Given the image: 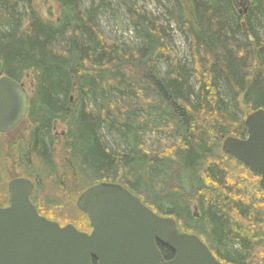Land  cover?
<instances>
[{
  "label": "trees",
  "instance_id": "obj_1",
  "mask_svg": "<svg viewBox=\"0 0 264 264\" xmlns=\"http://www.w3.org/2000/svg\"><path fill=\"white\" fill-rule=\"evenodd\" d=\"M55 1L59 14L46 19L33 0H0L3 74L19 83L28 74L34 83L29 137L15 161L19 176L34 180L41 205L61 210L69 203L55 182L51 126L59 119L80 189L120 184L173 217L180 232L197 234L219 261L264 264V204L230 177L247 168L220 149L227 136L244 137L247 113L264 109V0H248L240 13L233 0H155L169 7L185 35L188 63L134 0H114L125 9L133 46L117 45L100 30V13H116L109 0ZM112 134L119 149L108 146ZM152 137L170 144L148 151ZM4 178L0 164V198L7 201ZM66 214L67 223L89 229L76 206ZM159 249L165 259L173 255Z\"/></svg>",
  "mask_w": 264,
  "mask_h": 264
},
{
  "label": "water",
  "instance_id": "obj_2",
  "mask_svg": "<svg viewBox=\"0 0 264 264\" xmlns=\"http://www.w3.org/2000/svg\"><path fill=\"white\" fill-rule=\"evenodd\" d=\"M27 110L22 84L3 74L0 61V132L15 128ZM244 127L243 138L227 136L221 149L259 176L264 193V109L249 113ZM33 186L26 177L7 183L0 264H225L197 234L180 232L173 217L157 214L120 184L98 182L78 196L76 207L86 215L89 233L40 215L30 199ZM159 245L171 250V259Z\"/></svg>",
  "mask_w": 264,
  "mask_h": 264
},
{
  "label": "rangeland",
  "instance_id": "obj_3",
  "mask_svg": "<svg viewBox=\"0 0 264 264\" xmlns=\"http://www.w3.org/2000/svg\"><path fill=\"white\" fill-rule=\"evenodd\" d=\"M109 1L116 8V13L115 15L107 11H103L100 13L98 17V24L100 30L106 37H108L112 42L116 43L117 45L126 44L127 46H133V44H135V38L133 35L132 26L130 25L128 17L125 13V9L123 7H118L114 0ZM134 1L142 12L150 13L158 19L160 25L165 28L166 41L168 42V45L174 55L181 61L188 63L190 60L188 42L185 38V35L179 31L173 17L168 13L167 9L169 7L165 4L159 5L155 0ZM87 2V0H84L82 2V5L86 6L88 4ZM33 4L34 7L38 10V12L41 13L46 19H55L59 14V6L55 0H33ZM233 4L237 11L240 13V10L244 8L246 4L248 5L249 3L248 0H233ZM157 67L162 73L165 69V63L160 61L158 62ZM21 83L28 97H31L34 86L32 77L28 74L25 75ZM240 108L241 111L244 112L243 105H241ZM243 114H245V112ZM238 115L240 116V118L242 117L240 111H238ZM247 115L248 113L246 114V116ZM26 122L27 121L19 125V127L15 131L0 136V164L5 173L4 184H6V182L11 178L16 176L18 177L20 174L18 172L19 168L15 160H17L19 156L18 148L26 144V141H28L29 125ZM65 126L66 125L63 122H57L54 129V135L56 134L57 139L56 144H54V161L57 165L55 171V182L58 183L59 189L63 194V198H61L64 199V201L62 202H65L68 197L69 203L65 202L61 204V210L59 206H51L50 208L48 207L51 210H47L48 208L42 206L38 200V189H34L32 196L42 213H45L51 219L60 221L61 224L67 223L68 221L66 214L67 206H76L78 196L85 189H80V187L77 186L73 173L67 166V152L64 151L63 138L61 135V133L66 131ZM107 140L108 146L111 149H119L116 146L117 137L115 135H108ZM223 141L224 140H222L220 144V149ZM169 144L170 141L167 138H162L161 140H159L155 137H152L147 142V148H149L147 150H153L154 148H157L158 145L167 146ZM245 167L247 168V166ZM232 172L230 177L236 180V183L238 184L239 188L243 189V193L248 195L250 200H255L254 202L259 201L264 204V193L259 186V176L255 173H252L248 168L246 169V171L243 170L242 172H239L237 170H234V172ZM55 191L57 192V189ZM41 192H43V190H41ZM6 194L7 193L3 191V197L6 196ZM51 197H55L54 194H51ZM6 202V199L2 200L0 198L1 205H5ZM192 205H194V203H192Z\"/></svg>",
  "mask_w": 264,
  "mask_h": 264
},
{
  "label": "flooded vegetation",
  "instance_id": "obj_4",
  "mask_svg": "<svg viewBox=\"0 0 264 264\" xmlns=\"http://www.w3.org/2000/svg\"><path fill=\"white\" fill-rule=\"evenodd\" d=\"M27 116H28V110H27V114H26V116L24 117V119H23V120H22V121H21V122L15 127V128H13V129L9 130L8 132H5V133L0 132V136L15 131V130L19 127V125L23 124V123L26 121V117H27ZM57 122H60V123H61V121H60L59 119H55V120H53V122H52V126H51L53 161H54V149H55L54 144H56V141H57V139H56V134L54 135V129H55V125H56ZM65 127H66V126H65ZM28 132H29V131H28ZM66 134H67V127H66V131L63 132V133H61L62 138H63V148H64V151H65V147H66V142H65ZM61 135H60V136H61ZM28 137H29V136H28ZM65 152H66V151H65ZM54 164H55V166H56V168H57V165H56L55 161H54ZM18 177H26V178H29L28 176H18ZM18 177L16 176V177H13V178H11V179L18 178ZM11 179H10V180H11ZM29 179H31L32 182L34 183V186H33L32 190H31V192H30V199H31V201L33 202V204L35 205V207H36L38 213H39L40 215L44 216L45 218L49 219V220H52V221L57 222L60 226H64V225L68 224V223H63V224H61L60 221H58V220H54V219H51V218H49L45 213H42V212L40 211L39 207L36 206V204L34 203V198L32 197V196H33V192H34L35 182H34V180H33L32 178H29ZM10 180H8V181L6 182L7 202H6L5 205H1V207H4V206L8 205L7 183H8ZM90 230H91V228L89 227V229H87V230H81V231L86 232V233H89ZM172 256H173V255H172ZM172 256H171V257H172ZM171 257L167 258L166 260L171 259Z\"/></svg>",
  "mask_w": 264,
  "mask_h": 264
}]
</instances>
